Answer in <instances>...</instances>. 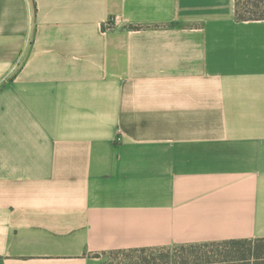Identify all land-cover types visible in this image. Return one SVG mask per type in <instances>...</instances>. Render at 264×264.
I'll list each match as a JSON object with an SVG mask.
<instances>
[{"label":"crops","instance_id":"crops-1","mask_svg":"<svg viewBox=\"0 0 264 264\" xmlns=\"http://www.w3.org/2000/svg\"><path fill=\"white\" fill-rule=\"evenodd\" d=\"M260 238L264 19L0 0V264Z\"/></svg>","mask_w":264,"mask_h":264},{"label":"trees","instance_id":"trees-1","mask_svg":"<svg viewBox=\"0 0 264 264\" xmlns=\"http://www.w3.org/2000/svg\"><path fill=\"white\" fill-rule=\"evenodd\" d=\"M236 17L240 21H247V20H263L264 19V0H236ZM264 241V238L256 239V240H230V241H223V242H206L201 244H189V245H180L182 250L185 249L186 246L192 247L193 249L203 248L205 246H223V245H251L254 242ZM164 249V248H163ZM250 253L253 254V257L250 258L246 256L245 253L240 254L238 257H234L232 259H225V260H212L209 254H202L205 256L204 260L191 262L189 260L184 259V254H179V258H183L180 262H177V259L174 260V257L171 261L170 254L165 255L163 258L164 264H225L228 260L229 263L232 264H264V262H260V259L264 260V255H261V251L256 248L249 247L248 248ZM147 250L153 249H137V250H114L111 251L116 256L121 254L128 257L125 264H155L154 259L144 254L132 256V252L138 253L142 252L145 253ZM258 250V251H257ZM253 251V253H252ZM257 252V253H256ZM229 255V254H228ZM201 256V257H202ZM251 260L252 263H251Z\"/></svg>","mask_w":264,"mask_h":264},{"label":"rangeland","instance_id":"rangeland-1","mask_svg":"<svg viewBox=\"0 0 264 264\" xmlns=\"http://www.w3.org/2000/svg\"><path fill=\"white\" fill-rule=\"evenodd\" d=\"M249 247H252L253 249L256 248L259 251H261V255H264V241L260 242H254L252 243V246L250 245H223V246H205L203 248H196L193 249L192 247L186 246L184 250L180 246L170 247V248H164V249H153V250H147L145 253L138 252L134 253L132 252V256L141 255L144 254L146 256H149L151 258H156L155 264H164L163 258L165 255L170 254L171 261L174 257V260L177 259V262H180L183 258H179V254H184V259L189 260L191 262L201 261L204 260L205 256H202V254H209L212 260L220 259H232L234 257L240 256V254L245 253L246 256L252 258L253 254L250 253ZM257 250V251H258ZM253 253V251H252ZM257 253V252H256ZM229 254V255H228ZM202 256V257H201ZM254 258V257H253ZM128 257L125 255H115L112 252H107L104 254V261L105 264H125L128 263L126 260ZM255 260V258H254ZM253 260H251L252 263ZM260 262H264L263 259H260ZM225 264H232L229 263L228 260Z\"/></svg>","mask_w":264,"mask_h":264},{"label":"built area","instance_id":"built-area-1","mask_svg":"<svg viewBox=\"0 0 264 264\" xmlns=\"http://www.w3.org/2000/svg\"><path fill=\"white\" fill-rule=\"evenodd\" d=\"M120 139V138H119Z\"/></svg>","mask_w":264,"mask_h":264}]
</instances>
